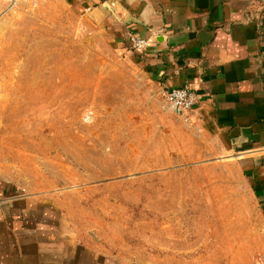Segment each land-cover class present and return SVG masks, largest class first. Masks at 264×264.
<instances>
[{
    "label": "rangeland",
    "instance_id": "rangeland-1",
    "mask_svg": "<svg viewBox=\"0 0 264 264\" xmlns=\"http://www.w3.org/2000/svg\"><path fill=\"white\" fill-rule=\"evenodd\" d=\"M71 1L0 14V176L119 264H257L243 153L218 157Z\"/></svg>",
    "mask_w": 264,
    "mask_h": 264
},
{
    "label": "crops",
    "instance_id": "crops-1",
    "mask_svg": "<svg viewBox=\"0 0 264 264\" xmlns=\"http://www.w3.org/2000/svg\"><path fill=\"white\" fill-rule=\"evenodd\" d=\"M17 4L0 0V14ZM71 8L157 89L199 93L193 112H176L221 143L218 157L240 149L237 162L264 221V0H72ZM135 38L147 47L133 49ZM246 127L258 141H236ZM19 188L0 176V264H119L58 225L52 202Z\"/></svg>",
    "mask_w": 264,
    "mask_h": 264
},
{
    "label": "built area",
    "instance_id": "built-area-1",
    "mask_svg": "<svg viewBox=\"0 0 264 264\" xmlns=\"http://www.w3.org/2000/svg\"><path fill=\"white\" fill-rule=\"evenodd\" d=\"M39 0H7L9 5H14L17 3L29 2L37 3ZM148 45V41L144 38H135L132 41L133 49H144ZM160 93L164 100L174 108V110L189 113L193 112L200 103L201 97L199 93L188 87V86H176V87H166L162 86L160 88ZM258 264H264V252L258 257Z\"/></svg>",
    "mask_w": 264,
    "mask_h": 264
},
{
    "label": "water",
    "instance_id": "water-1",
    "mask_svg": "<svg viewBox=\"0 0 264 264\" xmlns=\"http://www.w3.org/2000/svg\"><path fill=\"white\" fill-rule=\"evenodd\" d=\"M259 136L255 134L250 127H246L241 129V135L236 139L237 142L245 143V142H256L258 141ZM260 159H256V162H259Z\"/></svg>",
    "mask_w": 264,
    "mask_h": 264
}]
</instances>
